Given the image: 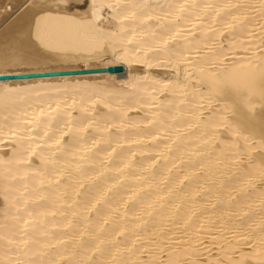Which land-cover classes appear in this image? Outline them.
I'll use <instances>...</instances> for the list:
<instances>
[{"label": "bare ground", "instance_id": "bare-ground-1", "mask_svg": "<svg viewBox=\"0 0 264 264\" xmlns=\"http://www.w3.org/2000/svg\"><path fill=\"white\" fill-rule=\"evenodd\" d=\"M0 264H264V0H0Z\"/></svg>", "mask_w": 264, "mask_h": 264}]
</instances>
